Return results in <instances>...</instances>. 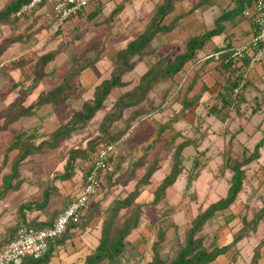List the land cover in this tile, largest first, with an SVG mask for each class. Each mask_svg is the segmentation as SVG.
<instances>
[{
	"label": "rangeland",
	"instance_id": "obj_1",
	"mask_svg": "<svg viewBox=\"0 0 264 264\" xmlns=\"http://www.w3.org/2000/svg\"><path fill=\"white\" fill-rule=\"evenodd\" d=\"M178 1L170 0L173 8L162 21L168 24L178 18L175 28L155 34L145 56L130 62L131 69L122 76L124 86L113 89L103 109L56 148H49L46 143L54 140L56 130L76 109L94 98L96 86L116 73L118 52L152 27L158 8L169 0H107L69 19L58 31L41 15H26L0 24V45L8 38H20L0 52V111L22 89L31 86L35 64L43 54L53 52L55 59L46 66L48 76L25 104L33 102L42 90L62 83L73 68L78 69L97 52L101 55L95 65L72 79L73 90L67 103L46 106L34 117L22 118L7 130H0V190L5 176L13 175V167L18 163L13 189L0 200V217L8 231L15 232L21 223L53 221L81 192L96 147L121 139L92 208L56 239L47 264H86L87 257L100 244L116 202L136 189L139 195L129 207L119 210L112 224L111 235L116 236L127 222H137L126 238L120 264H150L154 259L170 264L186 247L197 216L227 195L233 177L232 170L224 168L228 157L242 161L256 154L255 146L264 137V72L259 70L264 67V59L258 63V69L244 67L236 72L242 87L236 97L239 104H232L235 97L230 81L234 79L229 76L228 80L229 70L226 73L216 61L209 60L203 66L205 70L214 64L210 78L215 86L195 87V71L202 72L203 62L198 61L217 51L207 54L201 50L187 86L178 90L180 72L156 82L139 105L125 109L120 119L108 125L106 117L117 111L119 98L132 92L144 74L162 61L173 63L187 51L193 34L208 32L198 28L197 22L186 20V10L195 0H182L183 8L177 6ZM12 2L0 0V10ZM211 15L207 13L209 20ZM198 102L204 106H197ZM20 132L31 149L23 160L19 149L9 150ZM129 132L131 135L122 139ZM185 143L188 145L182 147ZM259 151L260 157L244 167L243 188L235 203L216 212L195 235L203 238V245L209 250L229 246L218 263L208 264H255L257 257L258 264H264V147ZM157 159L158 164L154 163ZM70 162L73 176L63 179ZM176 164L181 165V174L172 186L161 191ZM155 165L157 170L145 184L144 175ZM32 203L44 206L40 210H25L22 215L21 205Z\"/></svg>",
	"mask_w": 264,
	"mask_h": 264
},
{
	"label": "trees",
	"instance_id": "obj_2",
	"mask_svg": "<svg viewBox=\"0 0 264 264\" xmlns=\"http://www.w3.org/2000/svg\"><path fill=\"white\" fill-rule=\"evenodd\" d=\"M29 1L30 0H13V2L9 4L4 10H0V24L14 22V20L20 19V17L16 16V13L24 4L28 3ZM100 4L94 5H97L96 7H99ZM171 8H173V4L170 2V0L168 3H164L163 5H161L158 8V17H155L156 19L153 20L152 27L145 30L137 38L132 40L126 48L118 52L117 61L119 63V66L117 67L116 73L111 78L103 80L102 83L96 86L94 98L90 101H85L82 104L81 108L76 109L73 112L71 118L56 130L54 140L46 143L47 147L56 148L58 144H60L64 139L68 138L73 132L82 128L88 121L93 119V117L98 111L103 109L105 101L110 95L111 91L115 88L124 86L122 76L125 74V72L131 69L130 62H132V60H134L135 58H142L145 56L147 49L150 47L154 39L155 34L160 32H170L177 25L178 18L174 19L171 23L162 24L164 15ZM83 12H79L78 15ZM227 14L228 13L221 15L217 19L216 27L214 29L188 40L187 51L178 56L173 63H169L168 61H162L160 66L151 69L146 74H144L141 78L140 84L132 92H128L119 98L118 102L116 103L117 111L106 117V119L110 121L108 125L111 124L113 121L120 119L125 109L139 105L145 99L149 91L152 89L154 83L173 78L183 69H185V65L188 63V66L190 67L194 66L198 61L196 59L197 53L203 49L205 43L211 37L218 35L223 31V28L220 24L226 19ZM96 15L97 12L93 14V16ZM73 17L75 16L73 15L71 18ZM18 40H20L19 37L8 38L6 41H4L3 44L0 45V52H3L9 44L15 43ZM100 56V53L97 52L95 57L89 59L78 69L73 68L62 83L53 88L42 90L33 102H31L30 104H25L28 96L31 95L33 91L40 85V83L48 76L46 66L55 59V53L53 52H49L40 56L34 67L31 86L26 89H22L19 92L18 97L7 108L0 111V130H7L11 124L21 120L22 118L34 117L41 109L46 106L58 107L62 104L67 103L70 99V92L73 90L72 79L76 75H79L82 71L95 65L100 60ZM240 81V79H235L230 82V84L232 85V89L230 90L231 92H234V90L239 86ZM190 104L191 103H189L188 105L190 106ZM23 135L24 133L22 132L18 133L14 137V141L9 147V150L19 149L21 151V160L25 159L26 156L31 153L30 147L24 143ZM120 140V138H117L107 142H120ZM187 145L188 144L185 143L182 145V147ZM263 145L264 137L255 146L256 154L252 158H246L242 161H233L232 159H230V157H228L227 161L225 162L226 166H224V168L231 169L233 172V177L227 195L224 198L213 203L211 207H209L201 215L197 216V218L193 221V227L190 231V236L186 247L181 250L178 257L175 258L170 264H208L214 261L219 255L225 254L227 252L229 246L217 247L212 250L205 248L203 245V238H196L195 235L201 232L203 226L215 215L216 212L227 210L235 203L239 193L243 188V182L246 174L244 167L260 157L259 150L261 149V147H263ZM119 147L120 146L118 145L117 151L111 158V161L116 156ZM179 155L180 153L179 151H177L175 153L177 159ZM158 162L159 159L155 160L154 163L158 164ZM17 166L18 163H15L13 167V175L10 174L5 176L4 185L0 190V200L5 197L9 190L13 189L12 179L18 176ZM157 166L158 165H155L150 168L148 172L144 175L143 181L145 184L149 182L150 177L157 170ZM180 166V164H176L172 168L171 172L165 178V181L161 186V191H164L177 181V178L182 172ZM72 167L73 164L72 162H70L67 165V171L61 176V178L68 179L72 177ZM90 167L91 163L88 169L86 170L84 178H86ZM109 168L110 167L105 170L103 178L105 177ZM138 195L139 190L136 189L126 199L116 202L112 210L113 214L111 216V219L104 226L100 244L98 245L96 251L87 257L86 264H101L104 262L107 264L121 263V258L124 254L127 244L126 238L131 232V230L136 228L137 222H127L124 227L118 232V234H116V236L111 235L112 224L114 222V217L118 214L119 210L121 208L129 207ZM157 200L158 196L156 197L155 201L157 202ZM43 206L44 204L36 203L22 204L20 207V211L22 215H24L25 210H40L43 208ZM60 212L58 214H60ZM58 214L56 215V217L58 216ZM53 221L40 224L21 223L17 227L16 232L22 224H26L35 228H44L51 225ZM71 225H69L67 229H69ZM14 237L15 235L3 244L8 243ZM55 241L50 242L49 250L44 257L38 260L27 259L24 264H47L49 262L53 243ZM1 247L2 245L0 246V248ZM254 262L255 264H258V257L255 258ZM150 264L162 263L159 262L157 259H154V261H152Z\"/></svg>",
	"mask_w": 264,
	"mask_h": 264
},
{
	"label": "built area",
	"instance_id": "obj_3",
	"mask_svg": "<svg viewBox=\"0 0 264 264\" xmlns=\"http://www.w3.org/2000/svg\"><path fill=\"white\" fill-rule=\"evenodd\" d=\"M104 1L107 0H30L20 8L16 16L41 15L51 23L54 31H58L73 15L77 16L91 5ZM244 14L252 19V36L239 45L218 50L204 59H222L225 63L248 60L250 69L264 59V0H255L253 6ZM192 67L180 72L178 90L185 86ZM239 88L235 89V96ZM130 135L131 132L122 139ZM119 143L107 142L97 147L81 192L66 205L51 225L35 228L22 224L15 237L0 248V264H24L27 259L38 260L47 254L50 242L65 233L69 225L79 221L92 208L95 198L103 189V175L110 166Z\"/></svg>",
	"mask_w": 264,
	"mask_h": 264
},
{
	"label": "crops",
	"instance_id": "obj_4",
	"mask_svg": "<svg viewBox=\"0 0 264 264\" xmlns=\"http://www.w3.org/2000/svg\"><path fill=\"white\" fill-rule=\"evenodd\" d=\"M132 1H134V0H132ZM254 2H255V0H195L194 5H192L191 7H189L186 10V12L189 13V16H188V18H186V20L190 21V22H192V21L197 22V24H198L197 27L198 28L201 27L200 29H204L207 31L214 29L216 27L217 19L221 15L228 13L226 16V19L220 24L223 28V31L220 34H218L217 38H215L214 36L211 37L205 43L201 52H206L207 54H209V53H211V51H215V50L218 51V50L224 49L225 47L230 48L232 46L239 45L240 43H242L246 39L250 38L253 34V23H252L251 17H248L247 15H245L244 12L247 9L251 8L253 6ZM176 4H177V6H180L183 8V1L182 0H179ZM97 5H91L88 8H91V7L94 8ZM207 13L212 14L210 20L207 17ZM205 21H210V22L207 23ZM182 22H181V25H182ZM198 28H196V29H198ZM198 31H202V30H198ZM193 36L196 37V36H199V34H197V35L193 34ZM205 57H203V60L200 59V61H198V63L203 62L201 67H200V68H202V72L197 73V71H195V74H194V75H196L195 78L198 77V79L195 83V87H213L214 81L210 77H211V74H213L212 73V70H213L212 67L214 66V64H210L207 66L210 69H205V70L203 69V66L205 64L209 63V60L216 61L218 64H220L222 67H224L226 69L225 70L226 73L229 70V73L227 74L228 80L230 79V77L234 80L235 79L238 80L239 76L236 75V72L239 70L242 71L244 69V67L249 68L248 60L239 61V62L232 61L229 63H225L222 59H221V61H217V59H215V58L204 59ZM205 61H207V62H205ZM188 65H189V63L185 65V69L190 68V66H188ZM257 66H258V64L255 66V69H258ZM192 69L193 68H191L189 71L188 78H190V73L192 72ZM259 70L261 72H264V67H261ZM221 72H223V71H220L219 73H221ZM222 74H225V73H222ZM187 85L188 84H186L185 86H187ZM238 87H242V86L239 84ZM232 97H233V95H232ZM234 97H235L234 98L235 100L233 99L232 104H234L235 102H237L239 104L240 100H238L239 98L238 99L236 98L237 95L236 96L234 95ZM198 103H197V106H201L203 104L202 103L200 105V103L199 104ZM203 106H204V104H203ZM263 147H264V145H263ZM260 153L262 154V151H260ZM3 219H4L3 217H0V246L3 245V243H5L7 240L12 238L16 233V231L12 233V231H8L4 227ZM223 255L224 254L219 255L212 262L218 263L219 259ZM53 264H56V263H53Z\"/></svg>",
	"mask_w": 264,
	"mask_h": 264
}]
</instances>
